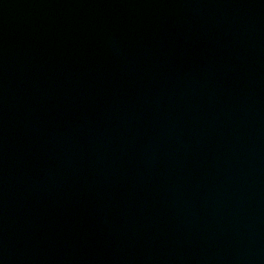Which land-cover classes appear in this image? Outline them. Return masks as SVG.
<instances>
[{"label": "water", "instance_id": "obj_1", "mask_svg": "<svg viewBox=\"0 0 264 264\" xmlns=\"http://www.w3.org/2000/svg\"><path fill=\"white\" fill-rule=\"evenodd\" d=\"M0 264H264V0H0Z\"/></svg>", "mask_w": 264, "mask_h": 264}]
</instances>
